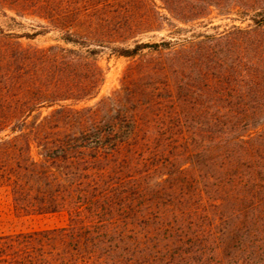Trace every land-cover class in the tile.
<instances>
[{
	"label": "trees",
	"instance_id": "trees-1",
	"mask_svg": "<svg viewBox=\"0 0 264 264\" xmlns=\"http://www.w3.org/2000/svg\"><path fill=\"white\" fill-rule=\"evenodd\" d=\"M145 47L159 50L172 43L141 42L118 53L135 56ZM63 52L57 46L0 42V131L65 98L54 96L63 84L36 77L43 60ZM77 54L94 59L96 49ZM93 87L83 94L92 96ZM121 96L81 110L59 104L38 130L59 115L70 118L72 129L44 146L41 161L27 154L30 144H22L21 135L0 138V185L10 188L15 210L68 213L64 226L1 234L0 264H57L62 259L48 252L59 242L44 238L108 232L142 235L145 248L155 249L164 263L264 264V118H244L264 115V108L204 109L210 115L205 128L178 122L179 136H139L141 110L135 100ZM178 105L173 114L182 121L188 110ZM106 108L105 124L93 119ZM160 129L171 130L170 125ZM12 151L14 165L4 158ZM211 216L222 222L232 218L221 240Z\"/></svg>",
	"mask_w": 264,
	"mask_h": 264
},
{
	"label": "rangeland",
	"instance_id": "rangeland-1",
	"mask_svg": "<svg viewBox=\"0 0 264 264\" xmlns=\"http://www.w3.org/2000/svg\"><path fill=\"white\" fill-rule=\"evenodd\" d=\"M68 36L83 46L66 41ZM163 41H170L172 47H145L135 56L118 53L137 43ZM0 42L57 46L64 51L63 57L43 60L44 69L36 77L63 84L54 96L65 98L32 112L25 123L12 121L0 131V138L21 135L22 144H30L27 154L36 161L44 158V146H53L72 129L70 118L59 115L38 130L59 104L81 110L102 107V102L119 94L125 102L130 97L141 110L139 136L152 137L179 136L178 122L205 128L204 120L210 115L204 109L264 108V0H0ZM93 48L94 59L87 54L78 57L77 51ZM93 86L95 93L85 96L83 90ZM178 103L188 110L181 114L182 121L173 114ZM106 114L107 108L93 119L105 124ZM244 118L256 121L264 115ZM14 125L17 130L12 133ZM169 125V131L160 129ZM4 155L15 164V152ZM211 217L221 240L232 218L222 222L219 216ZM67 223L65 210L18 212L10 188L0 185V235ZM43 240L59 242L53 253L48 252L62 259L57 264H169L160 260L155 249L145 248L143 236L133 232Z\"/></svg>",
	"mask_w": 264,
	"mask_h": 264
}]
</instances>
